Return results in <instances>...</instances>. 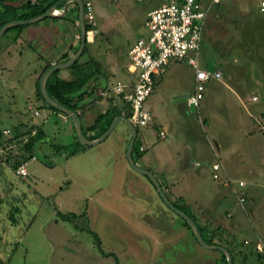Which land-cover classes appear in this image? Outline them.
Here are the masks:
<instances>
[{
  "label": "crops",
  "instance_id": "obj_1",
  "mask_svg": "<svg viewBox=\"0 0 264 264\" xmlns=\"http://www.w3.org/2000/svg\"><path fill=\"white\" fill-rule=\"evenodd\" d=\"M86 1L93 3L92 0H82L83 4ZM121 1L120 3L118 2V5L120 4L121 7H117V9H113L112 6H106V0H102L100 4L94 6V9L97 11V15L95 16L101 22V25L99 23V33L93 37L86 31V50L83 52L84 46L80 56L76 60L80 64H83L92 59L99 64V71L91 77L88 84L83 88V90L91 91L92 87H95L97 90L82 101L81 106L82 104H86V106L79 107L76 112L77 114L80 112L83 114L81 119L82 130L88 140H94L106 132L117 116L129 118V105L118 95L114 94L112 88L118 80L124 82L127 88H130L135 82L137 71L131 67L129 50L137 39L145 37L148 34L146 27L148 11L160 7L166 2V0H161L153 7L139 9L131 5H123ZM202 1L205 2L206 0ZM260 2L261 0L259 3L257 0L227 1L230 9L228 22L230 32L227 34L229 41L227 50L230 54H233L232 61L226 67L222 66L221 68L216 67L212 69L220 70L222 78L219 80L211 79L205 82L203 96L204 99L205 93L211 95L212 93L224 92V95L227 96L224 100L236 102L224 105V117L216 122L220 126L208 127L207 117H211L209 111L214 110V107L211 109L209 103L204 109L205 111H202L203 116L199 122L203 130L204 127H208L210 131L212 130L211 135L209 136L204 131L205 135L203 137L202 135H198L194 130V127L197 128V123L190 115L194 113L199 119V113L201 112L195 107L191 109L190 104L187 103V99H180L184 97L183 94H187L188 96L194 88V69L182 63H180L182 65L181 68H177L174 65L179 62L170 61L165 67L164 72L155 76V86L151 95L155 94L165 104L167 103V99H173L176 102L182 101L186 105L181 106L180 113L187 118V121L181 124V127L169 111H162L159 108L160 111L157 112V115L161 119V123H158V118L151 112L153 120L151 124L153 123V126L160 125L158 134L160 131H164L165 135H167L165 128L162 126V124H165L170 128L169 138L173 137V140L182 132L184 141L180 146L176 144L171 145L170 154L165 152L166 150L164 151L165 147H161L158 144L156 150L148 154V147L145 145L146 137H144L147 135L146 130L139 131V128L136 127L138 149L141 146H145V149L141 155L132 150V159L136 166L152 173L169 200L178 203L183 209L195 216L197 222L201 225L198 224L203 227V235L206 238L219 241L222 246H224L223 244L232 245L236 250L242 251V253H238V256L235 255V264H237V259L239 258H241V264H264V253H262L261 259L263 262L257 260L255 255L250 253L248 247L249 244L251 245V241L245 243L247 240L244 239L246 238L245 236H249L250 227L257 228V231L260 233L256 234L255 238L252 236V238L256 240V236L259 235L262 239L264 238V232L262 231V228H264V189L256 181L257 178H264V11L260 7ZM55 4L57 5L53 16L34 22V24L38 23L35 24V28L32 26L33 23H30L18 31L21 38L23 36L29 42L30 50L34 57L38 59L39 71L35 73V83L51 66L66 62L76 54L80 47L78 3L75 1L65 2L64 0V2L59 1ZM221 4L222 0L219 4L213 6L219 7ZM207 18L208 14L203 26L208 21ZM238 29H242V35L239 34ZM202 66L211 69L206 61L202 63ZM69 67L57 70L58 73L54 76H49L47 81L51 84L56 79L68 81L72 78ZM91 72L92 70L88 71V73ZM169 74L171 76L166 77ZM111 76L118 77L115 81L110 82L108 79ZM167 86H170V88L167 89ZM32 91L36 96V84H34ZM39 106L40 108H34L33 106L35 110L39 111V114L35 115L32 113L31 116H41L42 121L41 123H37V121L32 122V125L41 126L45 137H47V130L43 124L48 121L50 116L55 117L62 128V132L58 136L63 139L64 143H59L54 149L67 148L68 150H72L76 148L78 146L77 141L79 142V140L75 136L74 124L70 118L45 108L43 103ZM113 107L118 113L104 132H102L105 126L103 120L99 125L92 127L94 120L99 114L104 113L106 110L111 114V108ZM212 116H215V114ZM19 124L21 125L19 126ZM19 124L18 127L22 128V131L21 129L19 131V137L17 135L15 138L9 137L10 139H20L21 135L27 131L25 124ZM53 126L52 124L50 128L54 132L55 128ZM7 129L9 128L2 129V132ZM116 130L117 138L114 144L117 142L121 143L117 151H122L124 148L123 157L126 158V150L131 140V132L124 120L119 119L102 141L111 137ZM139 132L140 135L138 137ZM157 136L161 140L159 135ZM96 145L86 147L81 145L83 149L75 155H85L89 151H92ZM0 152H2L1 149ZM30 161L28 159L27 163ZM214 163L220 164L222 168V177L219 181H214L212 178L211 166ZM0 164L6 167L4 162L0 161ZM10 171L16 176L14 168L10 169ZM134 171L140 174L136 170ZM144 177L147 178V176ZM226 178L229 179L230 183L224 185ZM147 179L137 178L136 176L133 178L136 183H139L143 187L147 195H151L150 191L152 189L154 195H157L158 192L154 184L149 178ZM233 180H243L245 182V187L241 188L240 192L246 198L247 214L244 213L235 195V200L233 197H231L232 199L228 198L230 193L226 192L228 190L227 186L231 187L232 191V188H235L234 185H236ZM131 190L134 193L136 186H131ZM187 205H191L196 209V213L200 216V219ZM225 206L229 207L226 209L228 212L227 216L229 217V221L227 222L220 218L219 215V212ZM155 208L162 215H167L157 202H155ZM159 219L162 220L161 222H164V225L169 223L168 218L159 217ZM156 221L159 220L157 219ZM249 223H251L250 227L248 226ZM155 225H159L162 228L164 226L157 222ZM181 225L186 229L183 223ZM226 225L236 229V234L234 233L230 237L225 236L223 233L217 235V233L210 230V226H216L217 228H222L223 226L224 228ZM159 230L160 228H156V232L154 231L155 233L153 232V234L159 238L164 247L170 242L169 237H164L170 234V226L166 230H162L164 233L159 234ZM239 232L244 234L242 238L244 239L243 242H240L242 239L239 240L237 237ZM192 237L196 241L193 234ZM132 251L135 256L140 255L139 250L133 249ZM155 258L152 256L149 260L152 261ZM205 260H207V264L224 263L220 254L218 256L202 257L198 260L197 264H205ZM158 261L156 259L153 260L154 263ZM193 261L195 260L193 259Z\"/></svg>",
  "mask_w": 264,
  "mask_h": 264
},
{
  "label": "rangeland",
  "instance_id": "obj_2",
  "mask_svg": "<svg viewBox=\"0 0 264 264\" xmlns=\"http://www.w3.org/2000/svg\"><path fill=\"white\" fill-rule=\"evenodd\" d=\"M92 1L93 10L97 15L94 6L100 4L102 0ZM160 1L122 0L121 2L126 6L146 9L157 5ZM227 1L229 0H222L219 7L213 6L210 9L208 21L203 26L202 40L199 45V62L203 69H207L202 66L205 61L208 62L211 70L216 67H226L232 61L233 54L227 50L229 44L227 34L230 32L228 26L230 9ZM257 1L259 3L260 0ZM106 2V6H112L113 9L121 7L120 4L118 5L120 0H106ZM96 22L99 33L101 22L97 18ZM35 24H32L34 28ZM18 31L20 29H10L0 39V133L2 136L0 161L6 165L5 167L0 164V264H115L114 257L104 256L99 252L88 229L97 234L102 249L106 253L114 254L119 264H151L155 259L160 261L155 262L156 264H197L202 257L220 254L222 256L218 250L202 248L192 239L190 229L182 227L183 219L171 211L158 194L154 195L153 189L150 191L152 196L147 195L143 187L133 180L135 176L141 179L148 177L134 171L127 159L123 157L124 148L122 151H117L121 144L119 142L114 144L117 130L87 154L68 156L65 151L54 149L56 145L64 142L58 136L62 132L61 125L55 117L50 116L43 124L48 138L45 137L32 152L35 159L26 164L27 176L16 177L12 174L10 169L14 167L11 164L21 158L22 154L27 153L22 149L19 138L10 139L9 137L15 138L20 129L22 131V128L18 127L19 123L25 124L28 130L32 122L41 123L42 121L41 116L32 117V112L28 110L30 105L40 108L39 105L42 104L32 91L36 80L35 73L39 71L38 59L30 50L29 42L23 36L21 38ZM241 31L242 29L239 30V34L242 35ZM174 66L181 68L182 65L176 63ZM170 76V74L166 75V77ZM117 77L111 76L108 80L115 81ZM168 88L170 86H167ZM226 97L224 92L211 95L205 93L204 99L194 106L201 112L199 119L194 113L190 115L197 123V128L194 127V130L198 135L204 137L205 131L210 136L212 130H208V127L220 126L216 122L224 117V105L236 103L224 100ZM209 103L214 110L209 111L211 115L207 117L209 126L204 127L203 130L199 120L202 119V111H205ZM184 105L186 104L182 101L176 102L173 99H167L165 104L155 94L149 96L145 102L147 109L158 118V123H161V119L157 112L161 108L162 111H169L181 127V124L187 121V118L180 113L181 106ZM213 114L215 116H212ZM52 124L55 128L54 132L50 128ZM162 126L167 135L161 140L157 136L160 125L153 126L152 123L146 128L139 127V131L146 130L147 135L144 137H146L145 145L148 147V154L155 151L158 145L165 147L164 151L166 150L168 154L171 153V145H182L184 141L182 132L173 140V137L169 138L170 128L165 124ZM4 128H9L11 133L4 135L2 132ZM139 135L140 132L138 137ZM24 137H27L26 133L20 139ZM10 145H12L11 149ZM28 156L30 154H27ZM221 170L220 166V177L214 181H219L222 177ZM233 181L236 184L234 189L237 190L239 188L237 182L243 180ZM256 181L262 188L264 178H257ZM225 184L228 183L225 181ZM133 185L136 186L134 193L131 190ZM227 187L226 192L230 193L228 198L233 197L235 200L236 195L232 193L231 187ZM155 202L160 204L167 215H162L158 210L157 213ZM187 206L200 219L196 209L191 205ZM241 206L247 214L245 201ZM228 208L225 206L219 212L220 218L226 220L225 222L229 221L226 210ZM57 211L68 215L71 219L69 221L60 219L56 214ZM11 214L15 222L11 220ZM159 217L168 218L169 223L164 225ZM157 219L159 221H156ZM150 221L164 226L162 228ZM250 224H248L249 227ZM169 226L170 234L164 237H169L170 242L164 246L165 250L153 232H156V228H160L159 234L164 233L162 230H166ZM222 228L210 226L211 232L223 233L230 237L237 231L232 226L226 225ZM262 231L264 232V228ZM256 234H260L257 228L250 227L249 236L244 238L248 242L251 241L249 246L254 248L258 242V239H254ZM243 236L241 232L237 234L239 240ZM259 237L261 246L264 247V238L262 239L260 235ZM133 249L139 250L140 255L135 256ZM238 253L242 251L236 250L235 255L238 256ZM254 255L257 260L263 262L262 257H257V250ZM152 256L156 258L150 261L149 258ZM204 262L208 263L207 260ZM241 262V258L237 259V264Z\"/></svg>",
  "mask_w": 264,
  "mask_h": 264
},
{
  "label": "built area",
  "instance_id": "obj_3",
  "mask_svg": "<svg viewBox=\"0 0 264 264\" xmlns=\"http://www.w3.org/2000/svg\"><path fill=\"white\" fill-rule=\"evenodd\" d=\"M221 0H166L160 7L151 9L147 13L146 27L148 34L137 39L129 50L131 67L137 71L136 80L130 88L125 83L118 80L112 88L114 94L118 95L129 105V119L135 127L146 128L152 122V114L145 106L147 98L154 90L155 76L164 72L170 61L187 64L194 69L195 84L192 92L187 96V102L198 105L203 99L205 82L222 78L220 70L203 69L200 67L198 54L202 37V29L205 18L213 5H217ZM260 7L264 11V0L260 2ZM84 20L88 26V33L91 36L98 34L96 16L91 1L84 3ZM28 110L33 114L39 111L31 105ZM32 130L30 135L35 134ZM4 134H9L10 130H4ZM160 138H165L164 131L159 132ZM144 146L140 150L144 151ZM32 157L30 160H34ZM220 165H212V178L217 180ZM17 177H25L28 172L26 163L20 164L14 171ZM230 183L229 179L225 180ZM238 189H232L239 203L245 201L244 195L240 192L245 187L244 181L237 182ZM264 189V184H262ZM255 248L258 252L264 253L261 246V238ZM248 243V241H245Z\"/></svg>",
  "mask_w": 264,
  "mask_h": 264
},
{
  "label": "trees",
  "instance_id": "obj_4",
  "mask_svg": "<svg viewBox=\"0 0 264 264\" xmlns=\"http://www.w3.org/2000/svg\"><path fill=\"white\" fill-rule=\"evenodd\" d=\"M59 1L64 2V0H0V27L8 21L18 20V19H29V18L39 16V15L43 14L53 4H55ZM22 26L23 25L13 26V27L9 28L8 30L13 29V28L20 29ZM85 27H86V31H88V26L86 23H85ZM86 44H85V48H84L83 52L86 50ZM98 66H99V64H97L92 59L87 61L86 63H83V64H80L79 61H76L72 66L69 67V69L71 71L72 78L69 79L68 81L56 79V81H54L52 84L49 81H47V85H46L47 93L49 94V96H51L59 104L66 106L67 108L73 110L74 112H77L79 107H85L86 106V104H82V106H81L82 101L87 96L93 94L97 90L95 87H92L91 91L83 90V88L85 87V85L88 84L91 77L99 71ZM90 70H92V72L88 73V71H90ZM57 73H58V71H55L50 76H54ZM39 78L37 79V81L35 83L36 84L37 99L42 101L43 106L45 108H48L54 112L61 113V114L65 115L64 113L48 106L45 103V101L43 100L41 93L39 91V84H38ZM154 86H155V84H154ZM111 112L112 113L110 114L109 111L106 110L104 113L99 114L97 116V118L94 120L92 127L99 125L103 120L105 122L104 123L105 126H104L102 132H104L108 128V126L110 125V123L113 120V118L115 117V115L118 113L117 111H115L114 107L111 108ZM129 115H130V113L128 114V116ZM78 116L80 119H82V117H83L82 112L78 113ZM106 117H108V118H106ZM32 130L36 131L34 135H30ZM25 133L27 134V137L25 139L22 138L18 141L22 143L21 146H22V149L24 150V152H26L27 154H30V156L27 157V154H22L21 158L14 161L13 164H11V166L14 167V171L20 164L27 163L28 159H31L32 157H34L32 155V152L35 150L37 145L40 142H42V140H44V138H45V133H44L41 126H35V125L32 126L31 125ZM75 136L77 137L76 132H75ZM1 137L2 136L0 133V140H1ZM18 137H19V135H18ZM77 140H78V138H77ZM77 144H78V146L72 150H68L67 148H65V149L60 148L59 150H56V151L62 150V151H65L68 156H72V155L77 154L79 151H81L83 149V147L80 145V143L78 141H77ZM133 152H136L138 155H141L143 153L142 150H140V148L138 149L137 139L134 142ZM172 203L178 209L182 210L187 215H189L196 222L203 239L208 244L221 245V242L214 241L212 238L208 239L205 237V235H203V227H201L198 224L195 216H193L189 211H186L185 209H183L178 203H176L174 201ZM56 214L60 219H62L64 221H69L71 219L68 215L62 214L61 212L57 211ZM11 220L14 221L13 214H11ZM183 223L187 228L190 229V227L188 226V224L184 220H183ZM88 230H89L91 236H93L99 252L104 256L114 257L115 264H119V262H118L119 260L114 254L106 253L102 249L101 243L97 237V234L94 233L90 229H88ZM217 235H219V234L217 233ZM0 239H1V236H0ZM223 245L231 253L232 259H233V264H235V253H236L235 249L236 248H234L232 245L230 246L229 244L228 245L223 244ZM248 247L251 249L250 253L255 254V252H256L255 248L253 246H248ZM262 255L263 254L261 252L257 251V257L258 258H261ZM222 261L224 262V264H226V258L223 254H222Z\"/></svg>",
  "mask_w": 264,
  "mask_h": 264
},
{
  "label": "water",
  "instance_id": "obj_5",
  "mask_svg": "<svg viewBox=\"0 0 264 264\" xmlns=\"http://www.w3.org/2000/svg\"><path fill=\"white\" fill-rule=\"evenodd\" d=\"M69 1H75L78 3L79 6V13H78V27H79V33H80V47L78 49V51L76 52V54L74 56H72L70 59H68L66 62H63L61 64H56L51 66L40 78L39 80V91L41 93V96L43 98V100L45 101V103L64 113L67 117L70 118V120L73 122L74 124V128H75V132L77 135V138L79 140V143L86 147V146H93L96 145L98 143H100L108 134L109 132L113 129V127L115 126V124L117 123V121L119 119L124 120L128 127L129 130L131 132V140L128 144L127 150H126V158L128 163L130 164V166L136 170L137 172L147 176L149 178V180L154 184L159 197L162 199V201L164 202V204L171 210L173 211L175 214H177L179 217H181L190 227V230L192 232V234L194 235L196 241L199 243V245L204 248V249H210V250H218L220 251L226 258V264H233V259H232V255L229 252V250L221 245H211L208 244L202 237L201 232L198 228V225L196 224V222L189 216L187 215L185 212H183L182 210L178 209L170 200L169 198L166 196L165 192L163 191L160 183L158 182V180L155 178V176L150 173L147 170H144L142 168H139L138 166H136V164L134 163L133 159H132V150H133V146H134V141L136 139L137 136V129L134 126V124L130 121L129 118H126L124 116H117L111 123V125L109 126V128L107 129L106 132H104L102 135H100L98 138L94 139V140H88L82 130V123H81V119L79 118L78 114L76 112H74L73 110L67 108L66 106H63L61 104H59L58 102H56L51 96H49V94L47 93L46 90V81L47 78L50 76L51 73H53L54 71H57L59 69H63V68H67L69 66H71L72 64L75 63V61L78 59V57L80 56L84 46H85V41H86V27H85V20H84V4L82 2V0H65V2H69ZM57 4H53L51 7H49L43 14L33 17V18H29V19H18V20H12V21H8L5 24H3L0 27V39L2 38V36L4 35V33L11 27L13 26H17V25H24V24H30V23H34L37 22L41 19H44L46 17H51L54 15V11L56 8ZM184 97L180 98V99H187V94H183ZM194 107L193 104H190V108L192 109Z\"/></svg>",
  "mask_w": 264,
  "mask_h": 264
}]
</instances>
